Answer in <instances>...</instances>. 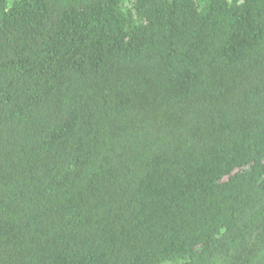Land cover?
I'll return each instance as SVG.
<instances>
[{"label":"trees","instance_id":"16d2710c","mask_svg":"<svg viewBox=\"0 0 264 264\" xmlns=\"http://www.w3.org/2000/svg\"><path fill=\"white\" fill-rule=\"evenodd\" d=\"M0 264H264V0H0Z\"/></svg>","mask_w":264,"mask_h":264}]
</instances>
